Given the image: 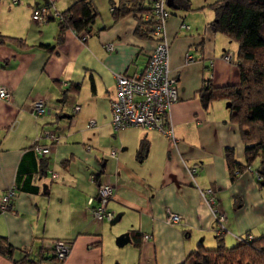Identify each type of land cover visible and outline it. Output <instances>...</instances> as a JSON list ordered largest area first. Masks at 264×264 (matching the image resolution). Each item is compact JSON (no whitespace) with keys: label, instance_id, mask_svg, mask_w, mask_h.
<instances>
[{"label":"crops","instance_id":"0c3cea01","mask_svg":"<svg viewBox=\"0 0 264 264\" xmlns=\"http://www.w3.org/2000/svg\"><path fill=\"white\" fill-rule=\"evenodd\" d=\"M76 1L0 0V37L24 42L0 44V84L11 91L9 100L0 99V197L10 186L17 189L12 209L0 212V236L14 248L10 257L0 254V264H18L24 251L35 252L54 239L71 242L62 264H114L120 258L105 256V238L115 248L114 239L124 233L131 242L119 246L126 248L122 264H181L199 244L216 246L214 216L201 192L208 188L226 213L228 244L246 232L264 231L257 174L252 168L230 180L225 149L232 147L235 159L244 160L238 126L229 118L230 102L215 100L204 107L198 94L206 83L219 87L240 81L234 60L223 57L227 51L235 54L232 43L209 26L214 10L192 3V9H170L166 22L170 70L178 81V100L170 112L174 143L157 130L114 131L110 123L116 74L139 73L154 49L152 33L138 30L148 13L132 11L114 19L120 0H91L98 16L85 40L70 28L60 30L57 19H32L35 7L63 12ZM108 44H113L110 51ZM188 54L192 61H186ZM38 99L45 100L47 111L35 116L31 105ZM43 130L59 141L40 157L33 145ZM144 140L146 152L141 151ZM194 164L199 170L192 175L188 167ZM103 182L114 186L108 209L116 222L127 216L126 226L92 216ZM168 212L181 221L167 224ZM145 234L150 237L144 239Z\"/></svg>","mask_w":264,"mask_h":264},{"label":"trees","instance_id":"16d2710c","mask_svg":"<svg viewBox=\"0 0 264 264\" xmlns=\"http://www.w3.org/2000/svg\"><path fill=\"white\" fill-rule=\"evenodd\" d=\"M169 9H192L190 0H171ZM152 0H120L112 12L116 19L132 11L152 13ZM215 17L209 23L213 32L225 35L236 46L234 63L237 66L240 81L238 84L213 86L204 84L198 91L200 100L207 107L215 100L230 102V121L238 126L240 138L244 145V162L235 159L234 149H225V158L228 166L230 180L237 178L238 174L252 169L253 161L258 158L259 164L253 172L260 176L257 182L264 184V2L252 0H216L210 4ZM62 18L57 19L60 30L72 29L77 33L87 31L94 24L98 11L91 0H77L68 10L61 12ZM154 20L149 18L138 25V30L144 35L153 31ZM12 42L19 46L24 45L21 39L0 37V44ZM78 87V86H77ZM34 146V145H33ZM147 142L141 144V151L146 152ZM16 189V187H15ZM17 190V189H16ZM13 202V201H12ZM12 205V204H11ZM137 235V233H136ZM224 233L216 235V246L212 249L199 244L198 248L189 253L181 264H219L220 259L230 261L247 250L253 256H258L259 264H264V235L251 239L245 237L237 244L228 247L225 244ZM52 241H58L56 239ZM71 248V242L65 241ZM14 248L5 237L0 236V254L11 256ZM70 251V249H69ZM23 260L18 264H40L41 262H55L62 264L54 254V246H42L35 252L26 250ZM69 253V252H68ZM211 255H214L211 259ZM235 256V257H234ZM199 257L204 260L199 261ZM234 257V258H233ZM66 258V257H65ZM225 261V262H226ZM253 261V260H252ZM256 262V261H254ZM221 264V263H220ZM223 264V263H222Z\"/></svg>","mask_w":264,"mask_h":264},{"label":"built area","instance_id":"2783aa9c","mask_svg":"<svg viewBox=\"0 0 264 264\" xmlns=\"http://www.w3.org/2000/svg\"><path fill=\"white\" fill-rule=\"evenodd\" d=\"M14 3H21V0H12ZM151 14L148 18H153L154 28L152 38L154 40V49L150 53L144 68L139 73L132 75L116 74V95L111 101V119L110 123L114 131L126 127L138 126L147 130H157L165 135L172 142L176 143L173 126L171 123L170 112L172 106L178 100V81L170 70L169 52L170 44L166 37V22L171 15L167 0H152ZM49 16L62 18L60 11L52 6L44 5L35 7L32 11V19L47 21ZM183 28H189V25L182 24ZM89 32L83 31L80 36L85 40ZM113 49V44L107 45V50ZM227 61H233V53L227 51L223 54ZM191 55H186V61H192ZM11 98L10 89L0 84V99L9 100ZM32 113L40 116L47 111L45 100L38 99L31 105ZM79 106H74L73 113H77ZM72 125L75 124V117L70 119ZM95 120L90 121L94 125ZM40 139H46L47 143H41ZM59 141V136L49 130H43L34 144L33 149L40 157L47 156L53 144ZM115 155V150L111 152ZM199 170V165L194 164L188 167V171L195 175ZM55 176V174H54ZM257 179H261L257 175ZM202 196L206 205L210 208L216 224V232L225 231L224 226L226 213L218 205L214 190L211 188L202 190ZM16 196V189L10 186L5 189L0 197V212L10 211L13 198ZM114 196V186L111 183L103 182L98 184L97 202L92 208V216L97 220L111 221L114 213L108 209V203ZM181 216L176 213L168 212L165 221L167 224H177L181 221ZM251 239V233L238 236V240H244L245 237ZM148 234L144 239H148ZM54 246V254L58 260H64L69 252V244L64 240L51 241Z\"/></svg>","mask_w":264,"mask_h":264},{"label":"rangeland","instance_id":"374dc122","mask_svg":"<svg viewBox=\"0 0 264 264\" xmlns=\"http://www.w3.org/2000/svg\"><path fill=\"white\" fill-rule=\"evenodd\" d=\"M216 0H190V2H191V4L192 3H196V4H200V5H204L205 6V8H209L210 7V4L211 3H213V2H215ZM171 9V8H170ZM232 43V42H231ZM230 45V44H229ZM231 48H233V50L234 51H236V46L234 45V43H232L231 44ZM235 54L233 55V58H234V60H235ZM226 102H227V100H226ZM226 102H225V104H226ZM243 162L245 161V160H242ZM258 164H259V159L258 158H256L254 161H253V163H252V167H253V169H256V167L258 166ZM257 187H258V192H259V195L262 197V199H263V204H264V185H261V184H259V183H257ZM215 194V193H214ZM110 202V201H109ZM263 207H264V205H263ZM264 211V210H263ZM117 216H116V214L114 215V218H113V220H111L110 222H113L114 221V219L116 218ZM129 218H127V216H125V217H122V219H120L118 222H116L115 224H112V226H119V227H121V226H126V224H127V220H128ZM109 222V223H110ZM227 223V222H226ZM131 225V223L130 224H128L127 226H130ZM227 225V224H226ZM111 226V225H110ZM224 226H225V223H224ZM126 228V227H125ZM226 231V230H225ZM225 231H223V230H219L218 231V233L216 232V234H218V235H220V234H222V233H226ZM252 233H253V235H254V238H258V237H260V236H262V235H264V231H261V230H252L251 231ZM247 233H249V232H246V233H244V234H247ZM230 234H233L230 230H229V235ZM235 236H237V234H234ZM209 236V235H208ZM200 238V237H199ZM199 238H197L196 240L198 241L199 240ZM211 238V236L210 237H207L206 238V241H204V243H205V245L206 246H209V241L208 240H211L210 239ZM116 239H117V237L114 239V243H115V245H116ZM213 239V238H212ZM238 240V239H237ZM233 242V241H232ZM225 244H226V246H228V247H231V246H234L235 244H233V245H230V243L228 244L226 241H225ZM237 244V243H236ZM113 247V245L111 246L110 244H108V239H107V237L105 238V245H104V251H105V256L106 255H108L110 258H112V257H115V256H118L120 259H122V260H124V251H126V248H125V250H123L124 249V247H119V246H115V248H112ZM128 247V246H127ZM208 248V247H207ZM248 252H245L243 255H238L239 253H236V257L233 259V261L232 260H230V261H226V260H224L223 258L222 259H220L219 260V264L221 263H223V264H259L258 263V260H257V258H258V256H253V254H252V252L251 251H249V250H247ZM122 254V255H121ZM212 257H214V255H211V259H212ZM120 259H118V258H116L115 259V261H114V264H116V263H118V264H122V262L120 261ZM202 260H204V258L203 257H199V261H202ZM253 260V261H252ZM226 261V262H225ZM254 261H256V262H254Z\"/></svg>","mask_w":264,"mask_h":264},{"label":"water","instance_id":"95a60500","mask_svg":"<svg viewBox=\"0 0 264 264\" xmlns=\"http://www.w3.org/2000/svg\"><path fill=\"white\" fill-rule=\"evenodd\" d=\"M252 1L264 2V0H252ZM167 4H168L169 7H171L172 6V1L171 0H167ZM117 220H118V218L115 219L114 221L116 222ZM129 242H131V238H130L129 233H124V234L118 236L117 239H116V244L118 246H123V245H125V244H127Z\"/></svg>","mask_w":264,"mask_h":264}]
</instances>
